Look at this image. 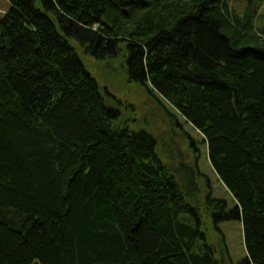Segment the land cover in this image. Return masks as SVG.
I'll return each instance as SVG.
<instances>
[{
  "label": "trees",
  "instance_id": "obj_1",
  "mask_svg": "<svg viewBox=\"0 0 264 264\" xmlns=\"http://www.w3.org/2000/svg\"><path fill=\"white\" fill-rule=\"evenodd\" d=\"M9 2L0 264H225L192 190L151 133L118 123L74 44L98 60L123 54L129 79L199 131L235 201L208 197L213 221L240 220L245 263L264 264V31L226 0Z\"/></svg>",
  "mask_w": 264,
  "mask_h": 264
},
{
  "label": "rangeland",
  "instance_id": "obj_2",
  "mask_svg": "<svg viewBox=\"0 0 264 264\" xmlns=\"http://www.w3.org/2000/svg\"><path fill=\"white\" fill-rule=\"evenodd\" d=\"M226 1L232 14L252 25L253 33L264 31V0ZM10 7L9 0H0V19ZM255 42L248 41L246 46H254ZM74 45L86 69L100 84L107 104L119 110L118 123L134 131L151 133L157 141L160 158L192 190L189 201L200 208L203 229L216 257L225 264H247L242 222L234 219L215 223L206 205L208 197L221 199L227 202L229 210L234 209L235 201L210 163L203 136L166 101L129 79L123 54L98 60Z\"/></svg>",
  "mask_w": 264,
  "mask_h": 264
},
{
  "label": "water",
  "instance_id": "obj_3",
  "mask_svg": "<svg viewBox=\"0 0 264 264\" xmlns=\"http://www.w3.org/2000/svg\"><path fill=\"white\" fill-rule=\"evenodd\" d=\"M125 16H127V13H126V11H125Z\"/></svg>",
  "mask_w": 264,
  "mask_h": 264
}]
</instances>
